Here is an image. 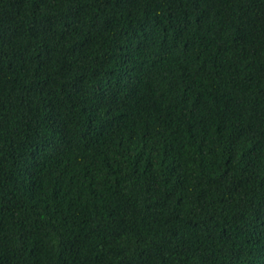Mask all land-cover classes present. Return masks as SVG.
I'll return each instance as SVG.
<instances>
[{
    "label": "trees",
    "instance_id": "obj_1",
    "mask_svg": "<svg viewBox=\"0 0 264 264\" xmlns=\"http://www.w3.org/2000/svg\"><path fill=\"white\" fill-rule=\"evenodd\" d=\"M0 264H264V0H0Z\"/></svg>",
    "mask_w": 264,
    "mask_h": 264
}]
</instances>
